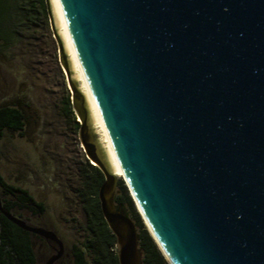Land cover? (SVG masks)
I'll return each mask as SVG.
<instances>
[{
	"label": "water",
	"instance_id": "obj_1",
	"mask_svg": "<svg viewBox=\"0 0 264 264\" xmlns=\"http://www.w3.org/2000/svg\"><path fill=\"white\" fill-rule=\"evenodd\" d=\"M68 55L110 134L148 222L176 264H264V0H55ZM48 24L73 92L118 264H140L137 229L88 140L49 0ZM128 188V187H127ZM129 189V188H128ZM0 211L56 243L52 230Z\"/></svg>",
	"mask_w": 264,
	"mask_h": 264
},
{
	"label": "rangeland",
	"instance_id": "obj_2",
	"mask_svg": "<svg viewBox=\"0 0 264 264\" xmlns=\"http://www.w3.org/2000/svg\"><path fill=\"white\" fill-rule=\"evenodd\" d=\"M73 98L50 27H39L30 38L25 33L22 40L0 52V106L20 103L28 117L21 131L2 130L0 174L43 203L45 211L29 221L56 233L65 259L72 245H81L86 237L78 190L86 161L93 165L80 141ZM88 134L98 151L99 134L90 130ZM115 179L127 186L122 177Z\"/></svg>",
	"mask_w": 264,
	"mask_h": 264
},
{
	"label": "trees",
	"instance_id": "obj_3",
	"mask_svg": "<svg viewBox=\"0 0 264 264\" xmlns=\"http://www.w3.org/2000/svg\"><path fill=\"white\" fill-rule=\"evenodd\" d=\"M39 27H49L44 0H0V52L22 40L25 33L28 38L32 37ZM69 112L72 115L71 109ZM27 118L20 103L1 105L0 135L4 129L21 131ZM81 173L78 196L85 218L86 237L81 245H72L70 257L65 259L63 253L53 264H118L116 237L103 218L98 199L103 174L88 161ZM116 188L115 207L131 217L137 229L140 264H167L121 179L117 180ZM0 202L5 211L29 225L30 217H38L45 211L42 202L36 201L26 189L7 183L1 174ZM37 225L48 228L40 223ZM56 246L55 242L18 227L0 211V264H39L56 250Z\"/></svg>",
	"mask_w": 264,
	"mask_h": 264
},
{
	"label": "bare ground",
	"instance_id": "obj_4",
	"mask_svg": "<svg viewBox=\"0 0 264 264\" xmlns=\"http://www.w3.org/2000/svg\"><path fill=\"white\" fill-rule=\"evenodd\" d=\"M49 2H50L52 18H53V22H54V27H55V30H56L57 34L59 35V37L62 41L63 49H64V52L67 56V62H68L69 71H70V78L75 83L76 87L79 89V91L81 92L82 97H83L84 107H85L86 114H87V125H88L90 131L99 134V137L97 139V142H98L97 154L99 155V157L102 160V162L104 163L105 167L107 168V170L111 174H113L114 176H120V177H122V179H124L126 181L127 187L130 190V194L133 198V201L136 204L137 210L139 211V213L141 214V216L145 222V223L144 222L143 223L145 224L146 229L148 230L150 235L152 236V238H153L155 244L157 245L159 251L161 252L162 256L164 257V259L166 260V262L168 264H176L175 261L173 260V258L171 257V255L168 253V251L165 249V247L161 243L160 239L156 235L153 228L151 227V225L148 222L143 210L141 209L139 202L137 201V198L135 197L133 191L131 190L129 182L125 176L124 170H123L121 163L118 159V156H117L116 152L113 150V148L110 146V134L107 130L105 122L98 119L96 117L95 113L93 112L92 108L90 107L89 100L87 98L86 91H85L84 82H83L81 76L79 75L77 69L75 68L73 62L71 61V59L68 55L67 46H66V39H65L64 31H63L62 24L60 21V17L58 14L56 1L55 0H49ZM92 163L94 164V162H92Z\"/></svg>",
	"mask_w": 264,
	"mask_h": 264
}]
</instances>
